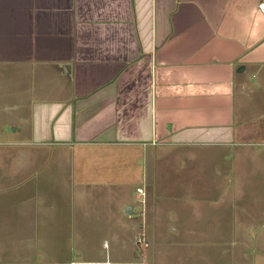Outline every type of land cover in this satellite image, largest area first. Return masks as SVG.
Wrapping results in <instances>:
<instances>
[{
	"label": "crops",
	"instance_id": "obj_1",
	"mask_svg": "<svg viewBox=\"0 0 264 264\" xmlns=\"http://www.w3.org/2000/svg\"><path fill=\"white\" fill-rule=\"evenodd\" d=\"M0 86L32 105L0 138L44 154L1 160L0 264H109L87 253L124 239L126 166L166 169L174 149L211 150L229 222L244 166L245 212L264 229V0H0ZM182 195L171 205L187 209Z\"/></svg>",
	"mask_w": 264,
	"mask_h": 264
},
{
	"label": "rangeland",
	"instance_id": "obj_2",
	"mask_svg": "<svg viewBox=\"0 0 264 264\" xmlns=\"http://www.w3.org/2000/svg\"><path fill=\"white\" fill-rule=\"evenodd\" d=\"M4 87L7 88L6 85ZM17 97H20L19 92L14 95L8 92L0 94V131L8 129L9 125L12 126L13 131L15 127L26 128L31 124L30 116L28 117L27 114L26 116L17 115V112L24 108L30 113L31 102H22L20 99H15ZM0 136H2L1 132ZM8 141L16 145H7V139L0 138V143L5 144L0 145V168H3L1 160L44 155L41 150L24 147L20 144L23 141L21 138H11ZM184 151L187 152L186 149H174L172 164L166 169L164 165L152 164L149 160L140 168V173L136 166H126V173H134L136 179L133 183L132 177L130 182L126 178L123 186L125 202L133 208L134 213L125 215L122 226L119 223L122 227L119 232H124V239H117L118 235L114 233L111 238L114 241H120V244L111 245L110 249L105 250L103 242L98 253L88 252V256L98 255L97 260L105 261L108 255L109 264L264 263L261 257L264 255V229L258 228L260 223L254 218L248 219L249 215H254L253 213L245 212L246 198L243 196L246 192L243 178L245 175L242 174L244 166L241 168L238 166V175L235 180L238 192L237 209L229 222L223 215L216 216L213 211L212 195L219 192L216 189L220 187L221 182L218 184L213 180L211 150L197 151L198 154L194 152L195 154L182 159L181 162L174 159L175 154ZM5 176L6 171L0 173V205H4L6 196H10V193H6L9 191L7 190L9 180ZM21 179L18 181L19 184L22 183ZM198 190L203 191V195L195 198L194 195ZM177 192L183 194L181 198H178L179 201L188 202L187 209L171 205V200L175 199L174 194ZM18 193L21 191L15 192V198ZM148 194L154 197L155 201L161 199L162 205L156 201L157 205L148 206ZM100 198V196L94 198L92 203L95 206L92 205L93 207L97 208L101 205ZM256 199L259 202L257 206L260 204L259 200L264 202L262 197ZM157 206L159 210L162 209L161 214L150 210ZM163 209H166V212ZM161 216L163 219L160 218ZM130 219L132 222L129 221ZM117 220L121 221L119 218ZM102 234V238H107L104 232ZM251 248L257 251L250 253ZM76 257L79 258V254Z\"/></svg>",
	"mask_w": 264,
	"mask_h": 264
}]
</instances>
